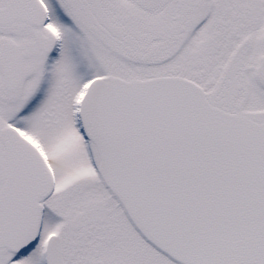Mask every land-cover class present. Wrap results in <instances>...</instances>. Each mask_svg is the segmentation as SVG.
I'll return each instance as SVG.
<instances>
[{"label":"snow or ice","instance_id":"6c2138e0","mask_svg":"<svg viewBox=\"0 0 264 264\" xmlns=\"http://www.w3.org/2000/svg\"><path fill=\"white\" fill-rule=\"evenodd\" d=\"M0 264H264V0H0Z\"/></svg>","mask_w":264,"mask_h":264}]
</instances>
